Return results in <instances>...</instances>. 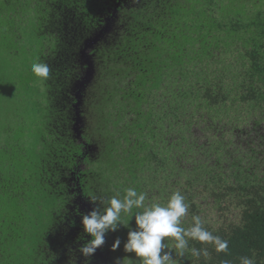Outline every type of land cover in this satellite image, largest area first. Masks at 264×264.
<instances>
[{
  "label": "trees",
  "instance_id": "1",
  "mask_svg": "<svg viewBox=\"0 0 264 264\" xmlns=\"http://www.w3.org/2000/svg\"><path fill=\"white\" fill-rule=\"evenodd\" d=\"M12 21L50 71L44 99L23 92L12 112L35 123L30 139L0 125V264H133L134 216L80 252L92 238L82 216L129 187L146 204L180 191L182 226L199 215L229 241L227 253L190 241L210 259L173 252L181 264H264V0H0V24Z\"/></svg>",
  "mask_w": 264,
  "mask_h": 264
},
{
  "label": "clouds",
  "instance_id": "2",
  "mask_svg": "<svg viewBox=\"0 0 264 264\" xmlns=\"http://www.w3.org/2000/svg\"><path fill=\"white\" fill-rule=\"evenodd\" d=\"M31 71L37 77L47 78L50 69L46 64L36 62L31 65ZM118 197L119 193L103 201L106 204L103 209H94L82 216L84 231L92 237L80 248L83 256L93 255L105 243L107 232H115L121 224L128 226L133 216L136 227L129 230L124 250L134 253L138 264H181V260L173 258V252L176 257H185L186 253H190L197 261L201 257L210 259L208 247H190V241L210 245L216 253H227L229 250V241L209 231L201 216L193 215L191 225L182 226V219L188 215L191 205L180 191L172 192L165 203L146 204L147 193L132 187L124 190L122 198ZM92 201L95 202V198ZM124 216L129 217L127 222ZM166 238H171V244ZM120 244L117 238L112 248L116 249ZM239 261L240 264H257L255 256H242Z\"/></svg>",
  "mask_w": 264,
  "mask_h": 264
},
{
  "label": "rangeland",
  "instance_id": "3",
  "mask_svg": "<svg viewBox=\"0 0 264 264\" xmlns=\"http://www.w3.org/2000/svg\"><path fill=\"white\" fill-rule=\"evenodd\" d=\"M6 34H9V36H6ZM29 38H32V36L25 24L12 21L7 25V29L0 24V114L1 116L3 114L7 116L6 120H1L0 125H8L7 127L13 128L20 127L19 135L22 137L20 138L22 141L30 139L29 126L35 123L25 114L20 113L15 116L12 112L16 107H20L18 105L23 104L21 105L23 107L27 102L26 95H23V92L30 91L35 97L43 99L45 97V86L41 83V78L35 76L31 71V65L35 58L33 52L35 44L31 46L27 41ZM15 51L16 53H13ZM31 52L33 56H31ZM5 80L13 81L12 85H7L4 89L8 92L6 97L3 94L4 90H2V83ZM28 81H31L29 86H27ZM145 105L146 103L142 106ZM153 200L157 201V195L153 197ZM189 217L190 214L188 213L182 220ZM228 217L234 219L232 214ZM209 219H211L210 222L218 224L224 218L218 219L217 217L215 219L214 215H211ZM133 264H138V260L134 261Z\"/></svg>",
  "mask_w": 264,
  "mask_h": 264
},
{
  "label": "water",
  "instance_id": "4",
  "mask_svg": "<svg viewBox=\"0 0 264 264\" xmlns=\"http://www.w3.org/2000/svg\"><path fill=\"white\" fill-rule=\"evenodd\" d=\"M100 36V33L94 35L92 38H89V39H86L85 42H84V47L82 49V55L84 57H86V49L87 48H91L93 46V44L98 40ZM86 63L88 65L87 67V70H86V73H85V76L78 82V87L81 89L87 82H89L91 76H92V73H93V67H92V64L90 62V60L87 58L86 59ZM76 97H77V102L75 103V108L77 109V114H78V117H77V122L75 123L76 125V128L75 130L78 132V135L80 136V132L78 131V123L80 121V117H79V112H78V107H79V104L81 102L80 98H81V93H80V90L77 91L76 93ZM100 257L101 258H104L106 257L104 254L100 253Z\"/></svg>",
  "mask_w": 264,
  "mask_h": 264
}]
</instances>
